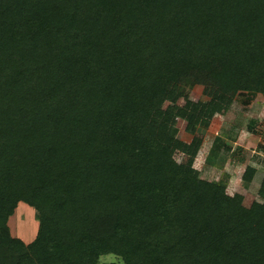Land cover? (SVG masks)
Wrapping results in <instances>:
<instances>
[{
    "label": "trees",
    "instance_id": "obj_1",
    "mask_svg": "<svg viewBox=\"0 0 264 264\" xmlns=\"http://www.w3.org/2000/svg\"><path fill=\"white\" fill-rule=\"evenodd\" d=\"M193 86L211 98L177 106ZM243 93L264 99V0H0V264H264V179L240 205L175 160L201 142L159 118L169 103L207 130ZM19 203L28 244L8 226Z\"/></svg>",
    "mask_w": 264,
    "mask_h": 264
},
{
    "label": "rangeland",
    "instance_id": "obj_2",
    "mask_svg": "<svg viewBox=\"0 0 264 264\" xmlns=\"http://www.w3.org/2000/svg\"><path fill=\"white\" fill-rule=\"evenodd\" d=\"M212 93L213 88L202 86L183 88L176 105L183 107L189 99L205 102L211 98ZM246 100L247 95L243 93L237 95L230 104L221 105L209 128L207 130L198 128L192 134L186 131V123L183 120L169 117L173 104L165 103L159 118L166 122V131L172 132L175 138L188 143L196 140L201 142L195 158H185L181 153L176 152L175 160L197 169L204 180L225 181L227 193L233 196L237 203L249 208L253 202L259 201L257 192L264 179V99L257 95L251 98L250 102ZM250 120L255 122L252 132L247 127ZM217 138L230 148L229 152L220 150L215 157V161L221 167L209 165L206 162V157L210 149L216 145ZM221 158L222 161H220ZM238 158H243L244 164H239ZM247 165L256 169L252 182L248 186L241 182ZM14 215L17 222H15L16 232L13 230V236L28 243L37 230L35 212L28 205L19 203ZM112 263L117 264V260L112 255L103 256L100 259V264Z\"/></svg>",
    "mask_w": 264,
    "mask_h": 264
},
{
    "label": "crops",
    "instance_id": "obj_3",
    "mask_svg": "<svg viewBox=\"0 0 264 264\" xmlns=\"http://www.w3.org/2000/svg\"><path fill=\"white\" fill-rule=\"evenodd\" d=\"M15 213V212H14ZM14 215V214H13ZM11 216L10 218H9V220H8V226H9V229H10V234H11V236L12 237H14L13 236V230L15 231L16 230V223L15 222H17V220H16V218L14 217V216ZM37 226H38V223H37ZM16 232V231H15ZM36 232H37V230L35 231V236H36ZM35 236L32 238V240L35 238ZM15 238V237H14ZM32 240H29V242L28 243H30ZM25 240H23V242H24ZM25 243V242H24ZM28 243H25V244H28Z\"/></svg>",
    "mask_w": 264,
    "mask_h": 264
}]
</instances>
